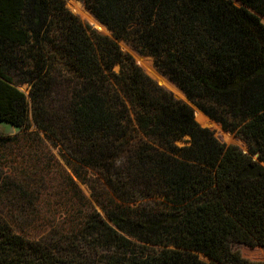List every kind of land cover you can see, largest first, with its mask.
<instances>
[{
  "label": "trees",
  "instance_id": "1",
  "mask_svg": "<svg viewBox=\"0 0 264 264\" xmlns=\"http://www.w3.org/2000/svg\"><path fill=\"white\" fill-rule=\"evenodd\" d=\"M79 1L114 33L134 2ZM68 3L77 11L80 3ZM260 16L264 0H155L144 13L135 49L201 111L194 115L64 0H0V122L28 130L31 114L37 131L60 139L48 99L65 88L74 159L99 169L116 196L71 223L64 244L26 237L0 215V264H264L233 248L264 249ZM215 122L247 151L220 142ZM13 140L0 136V144ZM62 161L80 196L73 175L85 180Z\"/></svg>",
  "mask_w": 264,
  "mask_h": 264
},
{
  "label": "rangeland",
  "instance_id": "2",
  "mask_svg": "<svg viewBox=\"0 0 264 264\" xmlns=\"http://www.w3.org/2000/svg\"><path fill=\"white\" fill-rule=\"evenodd\" d=\"M69 1L64 0V4L71 13L77 15L98 33L112 37L120 49L130 55L135 64L148 77L170 92L175 99L186 102L184 93L156 69L153 59L139 54L135 49L136 41L144 29V13L155 8V0H134L122 28L115 33L107 29L105 31L94 22L90 12L81 1L75 0L80 3L76 4L78 9L75 12L68 3ZM260 20L264 23V16H260ZM118 69L119 66H115L114 70L118 71ZM169 82L183 95L181 96L177 91L175 94V90ZM18 88L27 94L26 85H19ZM66 96L65 88H60L54 97L48 99L49 116L53 118V122L60 132V139L48 138L43 131H37L31 114L29 115L30 127L28 130H20L8 123L0 122V136L17 138V141L0 144V215L15 231L23 233L26 237L49 239L56 235L61 241L60 244L73 240V236L68 232V226L90 212V207L100 212L97 201L105 205L110 199H116L113 190L107 185L105 177L99 169L80 167L82 166L81 162L74 159V146L71 147L70 142L67 141L68 138L64 135L68 121L67 112L69 111ZM193 111L195 115L197 110L193 109ZM215 123L219 128H208L220 142L234 144L244 152L247 151V146L240 137L223 130L219 123ZM33 131H37L38 136L26 135ZM226 135L228 138L225 137ZM181 143L179 142V144ZM62 154L75 164L77 171L85 180L80 181L65 167L66 171L73 175L80 196L67 183L57 166V162L63 164ZM14 185L23 186L25 190L23 192L9 191V189H13ZM77 242L78 245L86 246L87 244L85 240L79 239ZM233 248L238 250L242 257L251 261H259L264 258V249L260 246L250 247L234 244Z\"/></svg>",
  "mask_w": 264,
  "mask_h": 264
},
{
  "label": "water",
  "instance_id": "3",
  "mask_svg": "<svg viewBox=\"0 0 264 264\" xmlns=\"http://www.w3.org/2000/svg\"><path fill=\"white\" fill-rule=\"evenodd\" d=\"M94 18V17H93ZM98 23H100L96 18H94ZM101 24V23H100ZM102 25V24H101ZM104 26V25H103ZM107 29V28H106ZM108 30V29H107ZM184 98H185V100H186V103L188 104V105H190L191 107H192V109H196V110H198V111H200L194 104H192L188 99H187V97L184 95ZM201 112V111H200ZM206 116V115H205ZM209 118V117H208Z\"/></svg>",
  "mask_w": 264,
  "mask_h": 264
}]
</instances>
